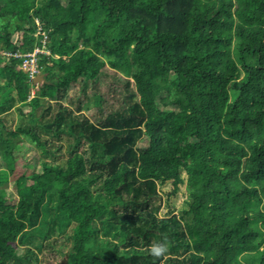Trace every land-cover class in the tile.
I'll return each instance as SVG.
<instances>
[{
    "label": "trees",
    "instance_id": "trees-1",
    "mask_svg": "<svg viewBox=\"0 0 264 264\" xmlns=\"http://www.w3.org/2000/svg\"><path fill=\"white\" fill-rule=\"evenodd\" d=\"M0 52V264H264V0H0Z\"/></svg>",
    "mask_w": 264,
    "mask_h": 264
},
{
    "label": "rangeland",
    "instance_id": "rangeland-1",
    "mask_svg": "<svg viewBox=\"0 0 264 264\" xmlns=\"http://www.w3.org/2000/svg\"><path fill=\"white\" fill-rule=\"evenodd\" d=\"M35 23L38 25V22L35 21ZM0 54H2L0 52ZM38 75H41L38 73ZM44 76V75H43ZM35 78V77H34ZM76 91V88L73 89V92ZM90 108H92V106H90ZM26 109H24L25 111ZM20 145L21 143H24L23 147L21 148V152H20V157L17 158V160L15 161V174L14 176H12L9 180L8 186H7V190L8 192L11 193L12 197L15 198V188L13 186V182L15 177L20 174L21 172H23V170H28V172L30 173L28 166H35V164H37V160H38V153L35 152L34 149L29 148L28 145L25 142H18ZM18 145V144H17ZM146 145V139H143L140 143H139V147H144ZM3 164L0 161V168H3ZM30 182H28L29 184ZM161 193L162 195L161 200L156 201V204L158 205L159 203L161 204V213L160 215L162 216L164 212H166L167 208L164 206V201L166 199L165 194L170 193L172 190V186L170 184H166L165 186L162 187ZM187 197V193H186V189L185 186H180L178 192L174 195V196H170L169 197V203L170 204H175L176 208H178V206H180V204L186 199ZM19 253H22V250H19ZM44 264V263H42ZM48 264H56L55 261H49Z\"/></svg>",
    "mask_w": 264,
    "mask_h": 264
},
{
    "label": "built area",
    "instance_id": "built-area-1",
    "mask_svg": "<svg viewBox=\"0 0 264 264\" xmlns=\"http://www.w3.org/2000/svg\"><path fill=\"white\" fill-rule=\"evenodd\" d=\"M48 54L44 49H36L30 54L24 55V60L22 63L23 69H25L28 74L30 79L33 81L34 77L38 74L37 68H36V63H37V54ZM33 95V93H32Z\"/></svg>",
    "mask_w": 264,
    "mask_h": 264
},
{
    "label": "clouds",
    "instance_id": "clouds-1",
    "mask_svg": "<svg viewBox=\"0 0 264 264\" xmlns=\"http://www.w3.org/2000/svg\"><path fill=\"white\" fill-rule=\"evenodd\" d=\"M168 250H169V246L166 239L153 242L149 248L150 254L155 258H159L167 254Z\"/></svg>",
    "mask_w": 264,
    "mask_h": 264
},
{
    "label": "water",
    "instance_id": "water-1",
    "mask_svg": "<svg viewBox=\"0 0 264 264\" xmlns=\"http://www.w3.org/2000/svg\"><path fill=\"white\" fill-rule=\"evenodd\" d=\"M46 83L43 75H38L33 79V85L40 86L42 84Z\"/></svg>",
    "mask_w": 264,
    "mask_h": 264
},
{
    "label": "bare ground",
    "instance_id": "bare-ground-1",
    "mask_svg": "<svg viewBox=\"0 0 264 264\" xmlns=\"http://www.w3.org/2000/svg\"><path fill=\"white\" fill-rule=\"evenodd\" d=\"M36 76H37V75H36ZM36 76H35V77H36Z\"/></svg>",
    "mask_w": 264,
    "mask_h": 264
}]
</instances>
